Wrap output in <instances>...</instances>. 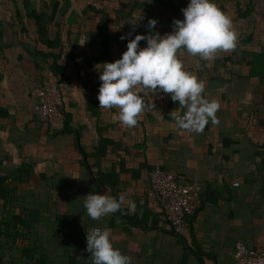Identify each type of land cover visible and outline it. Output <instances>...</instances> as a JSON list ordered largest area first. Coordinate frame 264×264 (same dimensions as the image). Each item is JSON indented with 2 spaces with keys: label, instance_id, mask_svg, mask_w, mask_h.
<instances>
[{
  "label": "crops",
  "instance_id": "1",
  "mask_svg": "<svg viewBox=\"0 0 264 264\" xmlns=\"http://www.w3.org/2000/svg\"><path fill=\"white\" fill-rule=\"evenodd\" d=\"M5 1L12 10L0 17V108L4 115L0 116V169L5 174L25 163L32 164L33 170L29 184L11 185L16 189L13 201L0 202V264H91L85 248L86 232L93 227L109 229L113 247L130 257L131 264H235L236 242L264 251V0H213L231 18L239 36L235 48L241 62L226 63V68L220 65L227 51L218 50L211 62L186 51L178 53L183 65L195 67L193 74L205 81V96L218 101L217 124L209 120L199 133L178 129L172 111L167 110L170 94L162 92L148 95L149 108L132 128L114 118L117 109L99 107L104 135L119 147L109 148L99 163L89 159L92 174L103 181L99 194L108 190L113 197L123 195L125 202L121 210L98 220L90 219L83 208V197L97 191L81 165L74 137L54 135L63 122L47 123L33 114L32 90L51 74L34 52L47 49L38 42L37 29L25 13L20 21L13 1ZM130 1L140 0H124L114 7L100 5L101 0H85L81 11L69 6L65 25L56 30L71 43L84 35L88 50L95 49L94 60L99 44L89 42V35L102 15L87 11L88 6L103 12L111 29L121 35L114 27L117 16L128 24L138 19L135 31L129 24L133 36L137 31L146 35V16L157 21L155 32L164 35L172 31L173 19H183L181 9L189 2L161 0L154 3L151 15L137 10L128 21L125 13ZM250 3L253 7L245 16ZM116 47L125 46L113 43L111 58L101 63L112 61ZM63 58L67 70L62 86L70 96L64 109L72 115L70 126L81 131L83 148L92 153L99 136L87 102L97 98L91 93L78 96L87 89L85 71L71 61H75L76 49L68 42ZM215 64L220 67L219 79L206 73ZM175 111L182 114L183 110L179 106ZM151 166L203 187V203L191 216L184 235L171 231L162 203L146 195ZM128 200L135 202V212H128ZM16 207L38 212L32 231L22 228L20 237L7 230L12 215L19 213Z\"/></svg>",
  "mask_w": 264,
  "mask_h": 264
},
{
  "label": "clouds",
  "instance_id": "2",
  "mask_svg": "<svg viewBox=\"0 0 264 264\" xmlns=\"http://www.w3.org/2000/svg\"><path fill=\"white\" fill-rule=\"evenodd\" d=\"M183 19H173L172 31L164 35L155 32V19L147 21L146 35L132 32L120 37L126 40V50L119 59L94 66L100 81L97 100L101 109H117L122 126L134 127L140 114L149 108L145 100L149 94L162 92L180 106L182 114L172 111L175 126L187 132L199 133L211 121L218 123L215 113L220 105L215 98L203 95L205 81L184 70L178 53L186 51L208 61L218 50L235 48L237 34L231 18L223 13L213 0H189L181 9ZM138 20V19H137ZM134 23H129L135 26ZM144 41L145 46L140 47ZM146 92L147 96L140 94ZM152 110V108H151ZM125 197L90 193L83 197V208L88 217H101L121 210ZM128 212L136 211V204L127 201ZM86 252L91 254V264H131L130 257L113 247L110 230L93 227L86 232Z\"/></svg>",
  "mask_w": 264,
  "mask_h": 264
},
{
  "label": "trees",
  "instance_id": "3",
  "mask_svg": "<svg viewBox=\"0 0 264 264\" xmlns=\"http://www.w3.org/2000/svg\"><path fill=\"white\" fill-rule=\"evenodd\" d=\"M13 5L16 9L18 19L20 21L23 20L22 11L25 13V17L30 24H33L37 29V38L38 42L45 47L47 50H37L34 52V55L41 60V62L47 67L48 71L51 73L50 76L54 77L57 80L59 85L65 81V74L67 70V63L63 58L64 54V47L65 43L68 42L69 45L72 47V50H75L80 43H84V38L81 35L80 37L76 38L74 43H71V40L68 38L67 41L62 37V35L56 30L60 29L63 25H65V14L69 10V2L68 0H63V3L60 0H41L40 1V8L36 9V4L33 0H12ZM159 3L161 0H154L153 3L146 2L143 0L140 1H130L127 12L126 18L128 21L131 19L132 14L137 11L141 10L145 16L147 14L151 15L154 9V3ZM252 5L247 6L246 10L243 12L245 16L249 12H251ZM87 11L95 12L97 14L102 15L101 20L95 27V30L90 32L89 38L92 44H99V56L94 57V60L98 63L103 62L104 59H110L112 56V44H116L118 46L125 45L127 43L126 40H121L120 37L122 36L116 31L111 29V25L109 19L104 16L103 12L97 11L93 6H88L86 8ZM174 10H176L174 8ZM240 13V12H239ZM241 14V13H240ZM152 19L150 16L145 17V26L147 25V21ZM55 28V29H54ZM156 28L154 29V31ZM146 34L148 30L145 27ZM1 36V34H0ZM81 38L82 41L81 42ZM145 42H140V47H144ZM237 49L234 48L226 52V55L222 59V65L226 68V63H234V62H241V59L237 58ZM213 60H208L211 62ZM219 64H215L212 69H206V73L211 75L212 79H219ZM49 76V77H50ZM210 78V79H211ZM264 79V77H262ZM264 83V80H262ZM203 95H205L203 93ZM173 103V108H170L171 104ZM88 111L92 114L96 121V130L99 136L98 146L94 149L92 153H88L85 151L81 144V131L79 129L72 128L70 123L72 121V115L70 113L65 112V109L62 110V120L63 128L58 131H54V135L58 134H70L74 137L75 140V147L82 157L81 165L84 169L89 173L90 179L93 182V185L96 188L97 193H99V186L103 183V181L96 180L92 174V165L89 163V159H95L96 163H99L100 159L104 158L109 148H118L119 146L111 139L104 135L106 131L105 126H100L102 123L101 120V113L99 110V102L98 100L89 99L87 102ZM179 107L178 104L170 101L167 104L168 111H175L176 108ZM2 109L0 108V116H4L2 113ZM42 121L44 119L38 118ZM46 122V121H45ZM48 123V122H47ZM155 168L151 166L149 168V172ZM162 169V168H161ZM33 170V165L22 163L18 168L7 171L5 174H2L0 169V202H11L13 201L14 197L16 196V189L15 187H11V185H23L29 184L31 179V174ZM148 172V174H149ZM178 178V177H177ZM43 179V177H42ZM179 179V178H178ZM203 203V201H202ZM19 210L18 214H13L11 217L10 225H8L7 230H11L14 236L20 237L22 232V228L28 230V232L32 231L33 223L35 221V217L37 215V211L28 208H20L16 207ZM191 216L188 217V221L191 226Z\"/></svg>",
  "mask_w": 264,
  "mask_h": 264
},
{
  "label": "built area",
  "instance_id": "4",
  "mask_svg": "<svg viewBox=\"0 0 264 264\" xmlns=\"http://www.w3.org/2000/svg\"><path fill=\"white\" fill-rule=\"evenodd\" d=\"M62 85L50 76L32 90L33 114L48 123L62 120L64 108ZM148 197L157 198L163 206L169 227L175 235H184L190 228L188 217L202 205L203 187L197 182H184L169 171L153 168L148 175ZM235 264H264V251L249 248L242 242L234 246Z\"/></svg>",
  "mask_w": 264,
  "mask_h": 264
},
{
  "label": "rangeland",
  "instance_id": "5",
  "mask_svg": "<svg viewBox=\"0 0 264 264\" xmlns=\"http://www.w3.org/2000/svg\"><path fill=\"white\" fill-rule=\"evenodd\" d=\"M101 1L102 3H100V5H103L106 7H114L115 4H117V6H121L124 0H121V1L101 0ZM68 2L70 5V9H73L75 11L77 10L81 11L86 5L84 4L85 0H68ZM38 3H39V0H36L35 1L36 6H38ZM11 10H12L11 6L5 0H0V17H2L3 15H9ZM114 24H115L114 27L116 28V30L120 31L122 35H126L129 32H131L129 24L125 22V20L120 16L116 17V19L114 20ZM136 34H141V32L138 33L137 31ZM238 38L239 36H237V40ZM81 42H83L82 38H81ZM124 46L125 47H118V48L116 47L114 58L112 59L111 62L120 58L121 54L126 50V44ZM94 54L96 55L95 49L94 51L92 50V48L88 50V47H86L84 43H80V45L76 47V58L74 59L75 61L71 60L73 63H78L82 71H85V82L87 85V89L83 90L84 94H83V91L80 90L81 95H78V96H82V95L90 96L88 93H91V95L93 94V96L97 98L100 81L98 80V73L94 70V66L97 65L93 62L94 60L92 56ZM183 67H184V70L194 73L192 69L195 67L189 66V65L188 66L183 65ZM70 69L73 71L74 65H70ZM62 89H63V95H62L63 102L65 104L68 101V98L70 96L67 93V90L64 86H62Z\"/></svg>",
  "mask_w": 264,
  "mask_h": 264
}]
</instances>
